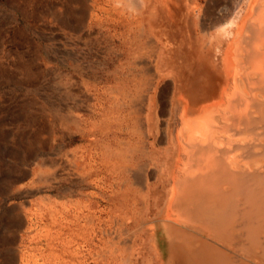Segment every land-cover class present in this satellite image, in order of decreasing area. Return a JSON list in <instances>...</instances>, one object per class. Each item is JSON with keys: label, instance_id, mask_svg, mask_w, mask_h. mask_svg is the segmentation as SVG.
Here are the masks:
<instances>
[{"label": "bare ground", "instance_id": "obj_1", "mask_svg": "<svg viewBox=\"0 0 264 264\" xmlns=\"http://www.w3.org/2000/svg\"><path fill=\"white\" fill-rule=\"evenodd\" d=\"M162 1L109 85V264H264V0Z\"/></svg>", "mask_w": 264, "mask_h": 264}, {"label": "rangeland", "instance_id": "obj_2", "mask_svg": "<svg viewBox=\"0 0 264 264\" xmlns=\"http://www.w3.org/2000/svg\"><path fill=\"white\" fill-rule=\"evenodd\" d=\"M139 20L133 0H0V264H109V85Z\"/></svg>", "mask_w": 264, "mask_h": 264}]
</instances>
